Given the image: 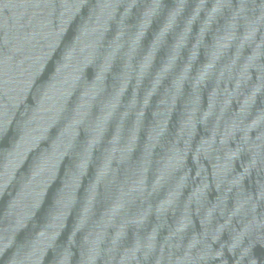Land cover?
I'll return each instance as SVG.
<instances>
[{
    "label": "water",
    "instance_id": "95a60500",
    "mask_svg": "<svg viewBox=\"0 0 264 264\" xmlns=\"http://www.w3.org/2000/svg\"><path fill=\"white\" fill-rule=\"evenodd\" d=\"M0 264H264V0H0Z\"/></svg>",
    "mask_w": 264,
    "mask_h": 264
}]
</instances>
